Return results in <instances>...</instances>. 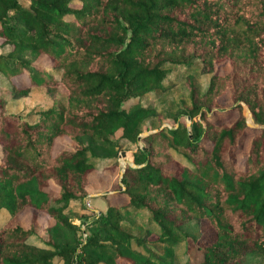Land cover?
<instances>
[{
  "label": "trees",
  "instance_id": "16d2710c",
  "mask_svg": "<svg viewBox=\"0 0 264 264\" xmlns=\"http://www.w3.org/2000/svg\"><path fill=\"white\" fill-rule=\"evenodd\" d=\"M22 1L0 0V88L14 100L45 90L52 102L25 116L9 112L0 95V214L8 213L0 264H243L255 252L264 259V0ZM224 61L230 70L217 74ZM172 66H199L209 84L200 93L189 82L175 125L154 127L161 115L143 101L169 88ZM226 93L238 115L214 122L209 113ZM248 135L239 167L231 154ZM58 138L71 145L54 153ZM123 153L118 189L102 195L107 210L83 239L74 221L89 213V175L116 170ZM76 201L79 215L70 213ZM28 206L51 220L43 234L36 214L22 225ZM193 221L199 235L184 231ZM203 223L215 230L207 245L199 243Z\"/></svg>",
  "mask_w": 264,
  "mask_h": 264
},
{
  "label": "rangeland",
  "instance_id": "374dc122",
  "mask_svg": "<svg viewBox=\"0 0 264 264\" xmlns=\"http://www.w3.org/2000/svg\"><path fill=\"white\" fill-rule=\"evenodd\" d=\"M22 3L24 6H28L27 0H23ZM40 63L47 64L49 63V60L47 57H42L40 58ZM187 69L188 68H184L181 66H172L169 69L170 72L169 75H167V77L164 80L165 83H168L167 85H169V88L165 91L158 90L156 91V93L151 95V98L143 101L144 105L151 107L154 106L155 109L158 111V113L161 115L160 120L156 119L155 120L156 123L152 124V126L158 127L161 125V127H163V126L175 125L174 114L178 107L179 102H185L186 104H188L190 101L189 88H188L189 82H192L194 85H196L200 93H203L207 89L211 75L201 73L199 66L192 72L188 71ZM229 70H230V66L227 61L220 62L215 65V72L217 74H225ZM18 83L21 86H26L28 84V81L25 80V78H22L21 80H18ZM62 93L64 95L63 88L59 87L58 94L60 95ZM0 95H4L8 99L7 110L9 112L20 113L25 116L31 112L36 111L39 107L45 109L46 107L51 106V102H52L51 97L47 94V92L41 89L33 90L30 93V95L19 100L12 99L7 89L5 88H0ZM134 102L136 101H129L124 104V107L127 108L130 105H132ZM209 115L210 117H212V120L214 122H220V123L230 124L236 119L238 113L231 105L229 93H226L224 96H222L219 99V107L214 108L213 111L209 113ZM179 121L187 122L188 120L185 117H180ZM118 136L119 134L117 135V137ZM250 138H251L250 135L242 137L239 141L238 146L235 147L232 151L231 156L236 160L239 167H245L246 153L248 151ZM69 145H71V141L68 140L67 138H58L55 141L53 152L56 153L62 149L69 147ZM122 146L123 149L128 150V152L131 153L135 149V147L131 145H126L125 143H123ZM181 153H182L181 151H175V155L179 159L184 161V158ZM124 160H125V156L121 155L120 163H119L120 166L116 170H112V171L108 170L104 172L92 171L90 173L89 175L90 183L88 188L91 193H95L93 197L98 198L99 193L101 192H108V194H110L118 189L119 171L121 168V162H124ZM102 164L103 162L102 163L97 162V165L99 167H101ZM172 167L173 166H170L169 168L171 169ZM78 203L79 202L76 201L74 206H72L70 210L71 214L73 215L80 214L78 211ZM95 205H100L106 208L107 202L105 198L101 197L98 200H95ZM95 208H97V206H95ZM33 214L37 215V219L39 222V232L43 234L45 227L51 223V220L49 219L48 215L45 212L36 210L35 208L28 206L20 216L21 223L24 227H27L30 224ZM95 217H96V212L90 210L85 217L74 221L76 224L80 225L83 239H85L87 233H89L88 224L92 220H94ZM7 218H8V213L6 211H3L0 214V224L5 222ZM87 219H89V221L87 222V224H85L84 220ZM143 219H145V217L141 215L138 221L139 223H137V226H132L135 232L140 231L141 229L140 224L143 222ZM184 231H186L189 234L199 235L198 227L196 226V223L194 221L186 225L184 227ZM200 238L201 239L199 243L201 245L210 244L215 238V230L207 223H203L201 228ZM29 241L33 243L39 242L38 239L35 237L31 238ZM189 243L190 246L193 247L191 248V251H193V253L195 254L194 256L199 259L201 256L198 253V248H196V246L194 245L193 242H191V240L189 241ZM155 245L158 247L156 248ZM150 247L154 251H158V250L161 251L159 244H150ZM179 260L182 261V257H180ZM58 264H62V263H58ZM243 264H264V259L260 254L256 252L249 253L246 255Z\"/></svg>",
  "mask_w": 264,
  "mask_h": 264
},
{
  "label": "crops",
  "instance_id": "0c3cea01",
  "mask_svg": "<svg viewBox=\"0 0 264 264\" xmlns=\"http://www.w3.org/2000/svg\"><path fill=\"white\" fill-rule=\"evenodd\" d=\"M1 156H2V152L0 151V159H1ZM101 193H105V192H101ZM95 195V193H89L86 197L88 198H84V203L86 205V207L94 212H96V216L102 214V213H105L106 210H107V205H106V208H104L103 206H100V205H95V200H98L99 198L102 197V195H100L99 193V197L98 198H95L93 197ZM98 202V201H97ZM98 204V203H97ZM95 206H97V208H95ZM106 209V210H105ZM89 210V211H90ZM100 210V211H99ZM105 210V211H104Z\"/></svg>",
  "mask_w": 264,
  "mask_h": 264
},
{
  "label": "water",
  "instance_id": "95a60500",
  "mask_svg": "<svg viewBox=\"0 0 264 264\" xmlns=\"http://www.w3.org/2000/svg\"><path fill=\"white\" fill-rule=\"evenodd\" d=\"M257 127H259V126H257ZM146 134H148V133L145 132L144 135H146ZM122 156H125V154L123 153ZM123 172H124V170L122 169L121 174H122ZM103 194H105V193H100V195H103ZM98 216H99V215H98Z\"/></svg>",
  "mask_w": 264,
  "mask_h": 264
}]
</instances>
